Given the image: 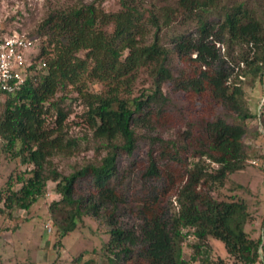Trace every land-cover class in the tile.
Returning a JSON list of instances; mask_svg holds the SVG:
<instances>
[{
	"label": "trees",
	"instance_id": "obj_1",
	"mask_svg": "<svg viewBox=\"0 0 264 264\" xmlns=\"http://www.w3.org/2000/svg\"><path fill=\"white\" fill-rule=\"evenodd\" d=\"M192 25L171 47L164 42L166 28ZM28 37L37 38L34 74L0 92V139L31 167L15 168L0 187V213L46 199L55 246L94 221L107 238L76 256L95 258L83 264H264V232L251 226L250 204L234 190L244 184L233 178L264 159L246 141L264 135L249 125L264 117V104L257 114L246 102V89L264 84V19L255 10L221 0H118L112 9L78 1L52 9ZM219 44L229 55L239 47L232 67ZM68 100L86 106L76 123L109 149L101 163L62 175L52 158L78 147L66 130ZM142 140L150 143L146 181L129 194L118 156ZM81 178L91 190L77 196ZM50 180L58 197L48 200ZM172 196L177 210L167 217ZM121 211L142 220L139 233L121 226Z\"/></svg>",
	"mask_w": 264,
	"mask_h": 264
},
{
	"label": "rangeland",
	"instance_id": "obj_2",
	"mask_svg": "<svg viewBox=\"0 0 264 264\" xmlns=\"http://www.w3.org/2000/svg\"><path fill=\"white\" fill-rule=\"evenodd\" d=\"M78 1L92 2L101 1L107 9L117 8L118 0H0V38L11 33L29 35L38 28L39 24L46 18L48 13L58 7H66ZM176 0H171L175 2ZM244 2L247 6L255 10L258 16L264 19V0H221L222 4L233 2ZM160 0H144L145 4H153ZM219 15L213 16L218 19ZM195 27H172L164 31V42L171 47L170 38L181 32H194ZM222 59L226 66L232 67L234 64L232 57L239 52V47L235 46L228 54V48L219 44ZM176 58V57H175ZM176 63V60H175ZM239 72V68L231 73L233 79ZM241 77V76H240ZM248 99L246 102L252 110L259 114L264 104V84L258 88H247ZM70 104L72 113L66 123L68 136L78 142V147L72 154H59L52 158V168L62 175H68L81 169L89 163L99 164L108 149L104 139L94 137L92 130L77 124L80 115L86 110V106L81 101H66ZM253 128H260L264 132V117H256L249 121ZM247 142H253L260 147L264 154V135L256 141L247 138ZM150 143L142 140L132 154L120 153L117 166L120 171L119 178L124 180L123 187L131 194L137 192L143 183L142 174L148 166V152ZM31 165L20 164L19 159H11L9 153L4 151L3 142L0 139V187L7 181L9 175L15 168L24 170ZM235 180L244 184L243 189L236 190L237 193L245 197L254 215V226L256 233L264 232V159L247 162L241 172L233 176ZM156 184V182H155ZM76 194H87L91 190L89 178H81L76 182ZM234 191V192H235ZM47 197L57 198L56 182L48 181ZM172 203L167 204L166 216H171L177 210L175 196L171 197ZM111 209V207H109ZM49 217L48 203L46 199H41L30 211L15 209L8 214L0 213V258L7 264H83L86 260L93 258L89 253H85L82 261H77L81 251L106 240L103 231L96 229L94 221L88 220L80 230L66 235L62 238V245L55 246L56 235L54 227ZM119 223L125 228L140 232L142 220L135 214L120 212ZM220 252L221 249L218 248ZM9 261V262H8ZM99 263V259H96Z\"/></svg>",
	"mask_w": 264,
	"mask_h": 264
},
{
	"label": "built area",
	"instance_id": "obj_3",
	"mask_svg": "<svg viewBox=\"0 0 264 264\" xmlns=\"http://www.w3.org/2000/svg\"><path fill=\"white\" fill-rule=\"evenodd\" d=\"M37 38L9 33L0 38V92H15L34 74Z\"/></svg>",
	"mask_w": 264,
	"mask_h": 264
}]
</instances>
